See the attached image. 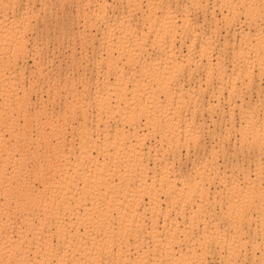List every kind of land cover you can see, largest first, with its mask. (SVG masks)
Returning <instances> with one entry per match:
<instances>
[{
  "label": "bare ground",
  "instance_id": "bare-ground-1",
  "mask_svg": "<svg viewBox=\"0 0 264 264\" xmlns=\"http://www.w3.org/2000/svg\"><path fill=\"white\" fill-rule=\"evenodd\" d=\"M0 264H264V0H0Z\"/></svg>",
  "mask_w": 264,
  "mask_h": 264
}]
</instances>
